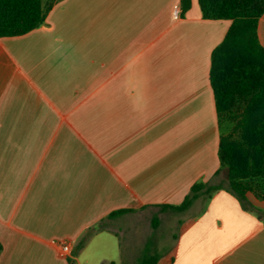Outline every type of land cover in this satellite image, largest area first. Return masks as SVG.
I'll return each instance as SVG.
<instances>
[{"label":"crops","instance_id":"obj_1","mask_svg":"<svg viewBox=\"0 0 264 264\" xmlns=\"http://www.w3.org/2000/svg\"><path fill=\"white\" fill-rule=\"evenodd\" d=\"M231 25L198 0H62L0 38V264H137L123 235L175 214L167 264H264V201L244 209L219 158L211 56ZM198 183L223 189L163 208Z\"/></svg>","mask_w":264,"mask_h":264},{"label":"trees","instance_id":"obj_2","mask_svg":"<svg viewBox=\"0 0 264 264\" xmlns=\"http://www.w3.org/2000/svg\"><path fill=\"white\" fill-rule=\"evenodd\" d=\"M62 0H0V38L25 35L44 25L48 14ZM208 20H230L232 25L211 56L210 83L215 97L218 122L233 124L222 135L219 158L229 170L230 192L244 209H253L248 194L264 201V47L258 25L264 16V0H198ZM191 0H182L187 12ZM223 186L195 184L179 206L163 208L175 213L190 209L201 196L210 200ZM125 211L112 213L116 217ZM160 224L152 219V228ZM3 246L0 243V256ZM160 256L146 255L137 264H157Z\"/></svg>","mask_w":264,"mask_h":264},{"label":"rangeland","instance_id":"obj_3","mask_svg":"<svg viewBox=\"0 0 264 264\" xmlns=\"http://www.w3.org/2000/svg\"><path fill=\"white\" fill-rule=\"evenodd\" d=\"M220 128L222 135H226L232 131L233 124L223 121ZM249 195L252 200L255 199L253 193H249ZM188 220V217L182 214H175L164 218L157 230H152L150 224L145 222L132 225L130 227L134 233L131 235L132 237L128 233L122 237L124 259L127 262L132 260L138 262L144 256L152 255L160 256V264H167L170 261L174 237L180 235L185 222ZM131 239L133 242H131Z\"/></svg>","mask_w":264,"mask_h":264},{"label":"built area","instance_id":"obj_4","mask_svg":"<svg viewBox=\"0 0 264 264\" xmlns=\"http://www.w3.org/2000/svg\"><path fill=\"white\" fill-rule=\"evenodd\" d=\"M61 251L62 256H68L70 254V246L67 242L64 241H53Z\"/></svg>","mask_w":264,"mask_h":264}]
</instances>
